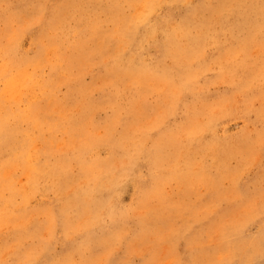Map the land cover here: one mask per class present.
<instances>
[{
  "label": "rangeland",
  "instance_id": "obj_1",
  "mask_svg": "<svg viewBox=\"0 0 264 264\" xmlns=\"http://www.w3.org/2000/svg\"><path fill=\"white\" fill-rule=\"evenodd\" d=\"M0 264H264V0H0Z\"/></svg>",
  "mask_w": 264,
  "mask_h": 264
},
{
  "label": "bare ground",
  "instance_id": "obj_2",
  "mask_svg": "<svg viewBox=\"0 0 264 264\" xmlns=\"http://www.w3.org/2000/svg\"><path fill=\"white\" fill-rule=\"evenodd\" d=\"M23 72H24V71H23ZM15 81H17V80H15ZM15 81H13V83H14Z\"/></svg>",
  "mask_w": 264,
  "mask_h": 264
}]
</instances>
